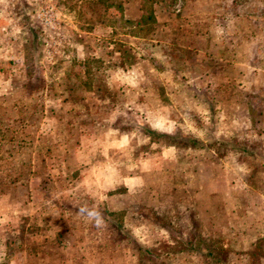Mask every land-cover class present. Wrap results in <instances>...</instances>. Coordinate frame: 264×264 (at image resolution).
Returning a JSON list of instances; mask_svg holds the SVG:
<instances>
[{"label": "rangeland", "instance_id": "374dc122", "mask_svg": "<svg viewBox=\"0 0 264 264\" xmlns=\"http://www.w3.org/2000/svg\"><path fill=\"white\" fill-rule=\"evenodd\" d=\"M44 1L40 15L48 23L49 1ZM67 5L75 33H95L93 23L99 20L120 28L121 35L139 37L122 39L119 58L122 63L142 65L140 74L152 84L145 92L153 97L165 94L156 84L165 81V52L178 54L186 67L183 79L191 82L183 92L184 100L195 94L201 103L198 108L184 107L182 128L177 136L169 137L177 145L179 160L167 167L165 134L151 132L142 122L135 133L121 112L117 124L129 135L131 152L111 150L104 155L111 162L138 156V168H122L132 181L126 179L115 191L107 190L105 182L111 181V173L95 169L96 176L90 175L89 182L101 172L105 197L89 201L83 196L85 169L81 168L69 176L72 180L66 186L77 197L64 203L57 189L62 187L59 174L46 164L52 151H41L48 139L35 134V112L40 111L35 97L40 84L30 77L29 68L26 83L15 80L13 87L19 95L30 96L28 108L33 115L23 128L18 119L0 118V194L8 193L11 202L18 203L20 191V202L31 204L33 211L27 214L24 229L15 233L25 231V248H2L6 241L0 225V264H34L37 249L33 245L42 237L46 240L55 224H64L78 244L84 243L64 245L70 264H264V0H58L62 15ZM100 15L104 18L99 19ZM188 18L191 24L178 23ZM209 20L212 40L199 38L201 30L208 31L203 27L208 23L201 22ZM128 21L140 22L135 26ZM165 30L175 43L168 51ZM183 31L187 38L182 41V52H177L176 41ZM92 37L80 42L91 53L104 50V43ZM132 44L141 55L133 53ZM257 48L259 54L254 52ZM87 59L89 72L80 79L97 87L88 89L93 111L107 126L110 116L119 112L117 93L102 85L104 61L94 55ZM56 90L51 89V95H67L64 89ZM136 92L133 96L138 97L140 89ZM121 94L131 97L129 92ZM99 154L92 160L102 159ZM150 155L160 158L152 169ZM30 179L40 182L42 194L33 205L27 194ZM14 221L15 226V217Z\"/></svg>", "mask_w": 264, "mask_h": 264}, {"label": "crops", "instance_id": "0c3cea01", "mask_svg": "<svg viewBox=\"0 0 264 264\" xmlns=\"http://www.w3.org/2000/svg\"><path fill=\"white\" fill-rule=\"evenodd\" d=\"M48 1L50 20L47 23L46 20L43 21L46 18H41L40 15L42 0H0V118L2 120L18 119L21 121L19 128H23L28 122L27 119L33 115L28 108L30 96L19 95V91L13 87L15 80H20L21 84L26 83L25 77L28 69L31 68L30 77H34L36 83L40 84V90L35 97L36 103L40 105V111L35 112V120H37L35 134L48 139L41 151H52L51 159L45 161L46 164L50 163V168L52 167L57 175L59 174L58 180L62 187L59 186L57 189L60 188L62 191L63 202L76 199L77 194L73 195L72 190L67 192L66 186L72 180L69 176L81 168L85 169L81 174L83 196L89 201L90 198L99 200L105 197L102 191L105 187L102 185L105 182L103 181L105 176L101 172H98L93 183L89 182L90 175L96 176L95 169H107L111 173V181L105 182L109 186L107 190L115 191L121 184L127 182L126 179L132 181L130 175H123L122 168L124 171L126 168H138V156L134 158L128 156V159L111 162L107 159V154L104 155L111 150L131 152L128 150L131 145L129 135L122 132L120 124H117L121 112L125 114L126 124L135 133L138 131L137 124L142 122V125L151 132L165 134V167L176 164L179 160V151L176 143L171 142L169 137L177 136L180 132L186 116L184 113L186 104H193L196 108L201 103L195 94H192L190 100H184L183 92L190 89L188 85L191 82L183 79L186 70L183 58L173 52L169 54L165 52V81L156 83L157 86L165 89V94L153 97L148 91L145 92V89L152 87V84L146 83L145 76L140 74L142 65L139 62L122 63V59L119 58L122 53V39L139 40V37L121 35L120 28L107 26L105 22L99 20H94L93 23L95 33L85 30L75 33L69 6H66L62 15L58 10V0ZM133 4L138 3L134 1ZM118 6L120 7L121 3ZM102 17L100 15L98 18ZM118 18H113L114 24L116 20H119ZM189 19L187 21L181 19L178 23L191 24ZM166 21L168 22L169 19L165 16ZM128 22L138 26L140 21ZM204 22L208 23V26ZM201 23L208 31L201 30L198 37L212 40L210 20ZM170 33L166 30L164 32L165 51L169 50L168 46L175 44L170 42ZM91 36L93 40L98 39L104 43V50L100 48L95 53H91L88 47L80 42L82 38L90 40ZM186 36L184 31L178 34L177 52L183 50L182 41L187 38ZM107 40L111 42L107 43ZM225 48V52H230V49ZM131 50L135 55H141V50L137 47ZM254 52L259 54L260 50L257 48ZM90 55L96 56L101 62L104 61L101 68V71L105 73L102 85L117 93L114 99L119 104L116 108L119 112L115 111L110 116L111 122L107 126L102 125V118L100 119L93 111L89 90H95L97 87L86 78L80 79L89 72L87 58ZM75 75L79 78L74 79ZM53 88H57L55 93L63 92L62 89H64L67 95H51L50 90ZM137 89L141 92L138 97L133 96L137 94ZM121 92H129L131 97H122ZM193 116L197 119L202 117ZM110 136L114 138H109ZM96 154L102 156V159L92 160ZM148 160L149 168L152 169L160 158L150 155ZM133 179L136 180V177L134 176ZM38 182L37 179H30L27 185V194L29 199H32V205L37 204L42 198L40 187H38L40 182ZM92 187H94L93 190ZM20 197L19 191L16 196L19 202L14 203L11 202L12 197L8 193L0 194V225L3 229L1 238L6 241L3 246L1 245L2 248L27 247L25 231L22 235L15 233H17L16 230L24 229L27 214L33 211V207L30 203L26 205L22 202L23 198ZM56 209L59 214V209ZM64 211L68 214L71 212L68 208ZM86 214L89 212L87 211ZM14 217L17 219L15 226ZM56 225L51 230L53 232L50 236H45L46 240L42 237L39 243L33 245L37 249L33 257L34 264H70V257L64 256L63 247L65 244L77 242L68 233L72 231L71 229L67 230L64 224ZM4 231L7 233L5 234ZM82 245L84 243L77 246ZM23 260L24 263L27 262L26 257H23Z\"/></svg>", "mask_w": 264, "mask_h": 264}]
</instances>
